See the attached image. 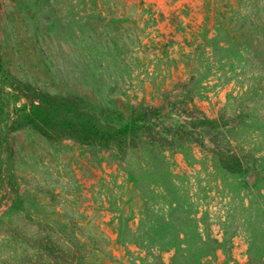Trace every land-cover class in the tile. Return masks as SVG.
<instances>
[{"label": "rangeland", "instance_id": "obj_1", "mask_svg": "<svg viewBox=\"0 0 264 264\" xmlns=\"http://www.w3.org/2000/svg\"><path fill=\"white\" fill-rule=\"evenodd\" d=\"M0 264H264V0H0Z\"/></svg>", "mask_w": 264, "mask_h": 264}, {"label": "trees", "instance_id": "obj_2", "mask_svg": "<svg viewBox=\"0 0 264 264\" xmlns=\"http://www.w3.org/2000/svg\"><path fill=\"white\" fill-rule=\"evenodd\" d=\"M74 110L66 107L65 104L55 108L45 103L33 106L30 123L43 136L52 139L56 133L63 136L73 137L86 145L105 148L120 140H128L133 137L136 131L135 121L125 122L117 125L106 124L101 116L87 108L82 119L78 118L76 105ZM154 113L143 111L137 117L142 125L149 122Z\"/></svg>", "mask_w": 264, "mask_h": 264}]
</instances>
